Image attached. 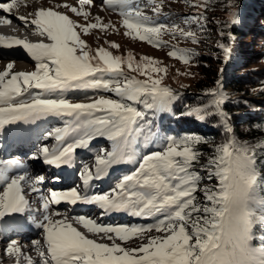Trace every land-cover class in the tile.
I'll return each instance as SVG.
<instances>
[{
	"label": "snow or ice",
	"instance_id": "1",
	"mask_svg": "<svg viewBox=\"0 0 264 264\" xmlns=\"http://www.w3.org/2000/svg\"><path fill=\"white\" fill-rule=\"evenodd\" d=\"M77 3L78 7H64L84 23L51 7H40L30 21L23 15L16 17L25 26H35L51 43L0 36V46H20L34 61L32 71L13 72L12 63L0 71V135L18 123L57 118L61 126L43 135V140L54 143L38 145L30 157L56 168L70 165L74 152L88 149L97 137L110 141L111 150L97 154L92 168L82 167V189L51 190L50 195L37 187L43 184V175L33 176L19 159H0V237L26 223L42 230V241L31 242L39 264H264V234L255 232L257 226L264 230V184L258 183L257 170L264 141L240 142L233 135L230 114L223 107L228 97L222 82L217 80L216 87L203 93L210 97L206 103L186 105L182 113L201 122L219 118L228 137L226 142L212 145V154L201 163L205 153L199 146L207 144L206 139L194 134L169 136L154 124V117L167 111L181 95L165 85L162 76L152 75L167 69L154 67L160 62L148 56L136 60L131 52L122 57L99 47L92 54L81 33L87 35L96 28L103 31L109 25L102 24L100 17L96 23H88L90 10L85 9L93 0ZM186 3L204 11L186 15L184 27L175 22L157 23L148 15L150 10L156 18H167L164 0H104L102 6L118 7L126 36L160 48L166 43L163 35L192 44L201 42L209 2ZM17 5L18 0L0 2V12L7 14L0 23H12L10 17ZM219 5L226 19L214 22L220 27L218 36L226 41L218 47L227 61L234 51L236 38L231 29L240 23L239 9L234 0H219ZM172 47L170 57L192 63L196 53ZM125 67L137 75H128ZM76 92L83 93L81 102L69 95ZM116 164H130L134 170L119 178L109 191L89 194L90 182L107 176ZM197 165L208 180L215 177L218 185L201 188L205 177L196 170ZM25 186L39 194L42 219L33 214ZM198 192H202V200ZM62 202L94 205L101 210V218L125 213L150 222L105 224L97 218L66 213L63 219L53 220L52 216L61 212L50 213V206ZM6 252L19 264L21 247L16 240L8 243ZM26 259L27 264H33L31 257Z\"/></svg>",
	"mask_w": 264,
	"mask_h": 264
},
{
	"label": "trees",
	"instance_id": "2",
	"mask_svg": "<svg viewBox=\"0 0 264 264\" xmlns=\"http://www.w3.org/2000/svg\"><path fill=\"white\" fill-rule=\"evenodd\" d=\"M208 2L209 13L224 15L219 18L215 14H209L210 21L224 22L226 13L221 10L219 0H208ZM234 2L239 9L240 23L231 29L236 38L231 58L225 61L222 50L218 47V43L226 42L218 36L220 27L215 22L216 26L206 24L203 35H207V30L211 29L213 35L217 34V38H214L215 43L194 52L196 55L191 64L199 78L191 92L186 91L187 94H181L180 99L173 103L172 116L164 120L165 127L168 123L178 136L194 134L206 139L208 143L199 146L205 154L212 153V145L224 143L228 138L220 119L212 117L201 122L182 113L186 111V105L196 106L206 103L210 97L204 96L203 93L216 87L217 80L222 82V89L228 97V102L223 107L230 114L233 135L240 142L264 141V105L254 99L264 98V69H256L264 56L261 52L264 49V29H260L261 25L264 27V0H234ZM250 43L255 46L256 52L252 50L249 56L243 58L242 55L249 49ZM259 46L260 48L257 49L256 47ZM223 69H229L230 73L222 72ZM159 121L154 120V124ZM257 170L259 173L264 172V155L257 157Z\"/></svg>",
	"mask_w": 264,
	"mask_h": 264
},
{
	"label": "rangeland",
	"instance_id": "3",
	"mask_svg": "<svg viewBox=\"0 0 264 264\" xmlns=\"http://www.w3.org/2000/svg\"><path fill=\"white\" fill-rule=\"evenodd\" d=\"M0 1L3 2L2 0ZM68 4L78 7L77 0H18V5L13 10L12 14L17 15V16L23 15L28 19H33L35 11L39 10L40 7H43V8L51 7L52 9L59 11L62 14L68 15L70 19L77 20L78 23H84V20L82 17L77 18L75 14L70 11V9L64 7V5H68ZM103 4H104V0H93V4L90 6H86V9H85V10H90V16H89L88 23H96L97 22L96 17H100L102 24L109 25V27L104 29L103 31H101L100 28H96V29H90V32L87 35H84L81 33V38L85 40L92 54H95L96 50L99 47H103L106 50L110 51L113 55H120L122 57H126L127 54L131 52L136 60H139L141 56H148V57L154 58L160 62L159 65H154V67L158 66V67L167 69L166 72H161V73L153 72L152 75L154 78H160L162 76L163 83L175 89L180 94H187L186 91H189V92L192 91L194 83L199 78L196 69L193 67L192 64H185L177 58L170 57L168 53L173 50L172 46H175L178 49H189L192 52H198L202 50V48L204 49L207 48L209 44L213 45L215 43L214 38H217V34L213 35V31L211 29H208L207 30L208 34L207 35L202 34L201 42L199 44H192L190 41H185V40H173L170 35H163L161 39L166 43L162 45L160 48H157V47L149 45L145 41L134 40L131 37L126 36L125 35L126 29L122 26V17H120L119 15L118 7L108 8L106 6H102ZM57 5H59V7H57ZM197 11H203V8L190 7L189 4L186 3V0H164L163 12L168 14L167 18H165L164 16H160L159 18H156L150 10H148V15L153 16V18L156 20L157 23L171 24L175 22V23L181 24V27H184V25L182 24L183 18L186 15H191L193 12H197ZM209 14L214 15L215 13H212V12L209 13L208 11L205 12V15L208 18L206 21V24L209 23L210 25L216 26V24L213 21H210L211 18L208 17L210 16ZM216 14L215 16L219 18L224 16V15L222 16L219 13H216ZM0 17H3V16L0 15ZM32 27L35 28V26L33 25ZM261 27L260 29H264L262 25ZM192 28L193 30H195L196 26L192 25ZM11 38L19 39L18 37H15V36H12ZM23 40H26L31 43H39L41 41H43L44 43H51V41L47 39L46 36L40 37L39 35H36V34L34 36H31L29 40L27 39H23ZM113 44L118 45V47H112ZM256 48L259 49L260 46ZM17 49L19 50V48H16V46L13 47L12 49H6L0 46V68H3L4 70L6 69L7 66L3 67L4 65H1V62H3V63H6V65L9 63H12L13 72L34 70V61H32L28 55H27L28 56L27 59H21L19 57V54L15 55V51L17 53ZM252 50L256 52L255 46H253V44H251V46H249V49L243 53L242 55L243 58L249 56L253 52ZM25 52L26 51L24 50V53ZM261 52L264 53V49L263 51L261 50ZM261 59H262L261 63H259L256 66L257 70L264 69V56ZM17 63L18 65H16ZM125 71H127L128 75L130 76L137 75V73L128 71L126 67H125ZM222 72L230 73V70L223 69ZM138 78L144 79L145 77L139 76ZM33 91H38V90H33ZM69 95L75 102L82 101L83 93L81 92L70 93ZM254 99L260 102L262 105H264V98L255 97ZM171 108L172 107H169L167 111H162L158 113L154 117V120L155 122L157 120H160L156 124V126L162 132L166 133L169 136H178L177 132L174 131L175 129L171 128L168 125V123H166V127L164 124V120H166L165 118L172 116ZM56 124L61 125V122L55 121L53 125H56ZM199 124H201V122ZM170 128L173 130H171ZM103 139L105 138L97 137L94 142L96 143L98 140H103ZM51 141L54 143L53 140ZM94 147L96 149L98 147V149L101 150L99 154L103 155L104 152L111 150V142L108 141V146L99 144V143H97L96 145L91 144V149L93 150V152H95ZM211 154L212 153H206L205 156L202 157L201 163H204L207 156ZM96 155L97 154H95V156ZM92 158L94 159V163H95V158L94 157ZM120 166H122L123 168ZM132 170L134 169H130V167L126 168L125 164L124 165L116 164V165H112L109 168L108 173H111L112 171H114V172H117L118 175L122 173L121 175L123 176L125 174H128ZM196 170L200 171V174L205 177V179L201 182V188L203 187L204 184H207L210 187L218 185V180L215 177H213L212 180H208L206 178L207 173L204 171H201L199 165H197ZM121 175L114 177L110 185L111 184L113 185V183L115 184V182L119 178H122ZM258 183L264 184V172L259 173ZM96 184L99 185L98 182L91 185L92 189L95 188ZM108 189L110 190L111 187L109 186ZM197 195L202 200V192H198ZM143 223H146V222H142L141 224ZM255 232L257 236L264 234V230H261L259 226H257V228L255 229ZM253 244L255 246H259V241L254 240ZM24 247H27V245L25 244ZM6 254L7 252L5 251V255Z\"/></svg>",
	"mask_w": 264,
	"mask_h": 264
},
{
	"label": "bare ground",
	"instance_id": "4",
	"mask_svg": "<svg viewBox=\"0 0 264 264\" xmlns=\"http://www.w3.org/2000/svg\"><path fill=\"white\" fill-rule=\"evenodd\" d=\"M3 1V0H2ZM1 2V1H0ZM54 10V9H53ZM56 11V10H55ZM0 15L3 17H0V21H2L5 16L7 14L0 12ZM17 15L12 14L11 15V19H12V23L5 25L3 23H0V36L2 37H7V38H11L12 36L18 37L19 39H27L29 40L31 36L39 35L37 29L33 28L31 24L25 26L23 22L19 21L16 19ZM28 19V18H27ZM29 21L31 19H28ZM41 37V35H39ZM32 40V39H31ZM16 48H19V50L17 49V53L15 51V55L19 54V57L21 59H27V53H24V49L20 48L19 46H16ZM1 65H4L3 67H6V63L1 62ZM18 65V63L16 64ZM3 68H0V71H3ZM60 122L58 119H49L48 123L45 125L46 130H51L53 127L56 126H61V125H53L54 122ZM44 131V133L42 135H44L47 131ZM110 142V141H109ZM103 144V145H107L108 146V141L107 139H103V140H98L96 143L94 142L93 144ZM40 144H47L49 146H51L53 144V142L51 140H47L44 141L43 143H34V144H30V146H28L26 149H15L14 151L12 150V153L16 156L21 155L20 159L22 162H25L26 165L29 166V168L33 169V172L31 173L33 176H37V175H43L44 176V182L43 184H37L38 188L43 187L44 189H47L48 191H41L44 195H50L51 190H70L72 187H79L82 189L83 184H82V180L80 178V181L78 183V181L74 182V180H65L62 184L60 185H52L50 183V174L47 173L45 171V168L41 165H38L35 163V160L31 159V155L33 153L36 152L37 150V146ZM96 147V146H95ZM94 147V148H95ZM105 147V146H104ZM95 152H93V150L91 149V145L89 146L88 149H83V151L80 150V153H78V157H81L82 159V163L79 164V170L81 171L82 167L84 165H88L90 168H92L94 166V159L92 157L95 158V154H99L101 152L100 149L95 148L94 150ZM103 152V151H102ZM11 158V156H8V154H6V156H3L0 153V159H8ZM124 165V164H123ZM126 168L130 167L129 164H125ZM122 167V166H120ZM123 168V167H122ZM120 172V171H119ZM122 173H120L119 175H121ZM117 172L112 171L111 173H108L107 176L102 177L99 180H93L90 182V188H89V194H95V193H104L109 191V186L112 188L114 186L110 183L112 182V179L116 176H119ZM122 176V175H121ZM99 183L95 185V188L92 189L91 185L94 183ZM2 190V189H0ZM25 190H26V199H28L30 201L31 204V208L33 209V214L36 216L37 219H42V204L39 201V194L37 193H32L30 190H28L25 186ZM95 190V191H94ZM67 205V207H66ZM56 209H59L61 212V215H55L52 216L53 220H60L63 219L64 214L66 213L69 216H73V215H84L86 217H93V218H97L98 220H100L101 222L105 223V224H118V223H122V224H130V223H142V222H150V221H144V220H140L137 218L134 219H130L128 216H125L124 213H117V216L111 220H104L103 218L100 217V209L94 205H90V207L88 209H71V207L66 204V203H61L60 205H52L50 206V213L56 211ZM23 219L27 222L28 217L27 214H25L23 216ZM28 224V223H26ZM30 225V224H29ZM75 227H78L79 230L81 231H85L82 226L76 225L74 224ZM21 238L19 242H17V244L21 247V256H20V260H19V264H27V259L26 257H31L33 264H39V255L38 252L36 251V249L32 246V241L33 240H41L42 241V230L40 229H36L34 233L28 232L23 228H18L14 231H9V233L3 237H0V264H17V260L15 256H9L8 254L5 255V248H7L8 243H10V240H15L16 238ZM91 238V236H90ZM27 245V247H24V245Z\"/></svg>",
	"mask_w": 264,
	"mask_h": 264
}]
</instances>
